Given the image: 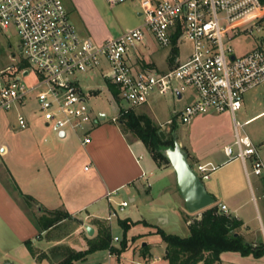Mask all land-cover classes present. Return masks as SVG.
I'll use <instances>...</instances> for the list:
<instances>
[{
    "label": "built area",
    "instance_id": "built-area-1",
    "mask_svg": "<svg viewBox=\"0 0 264 264\" xmlns=\"http://www.w3.org/2000/svg\"><path fill=\"white\" fill-rule=\"evenodd\" d=\"M141 4L142 25L97 43L79 34L64 0H0V30L16 29L20 50L28 62V68L19 70L20 75L32 70L38 76L37 83L31 85L20 76L0 82V113L35 94L47 127L59 134L81 130L83 143H89L91 125L98 119L87 104L90 93L80 84V75L95 73L105 59L107 76L118 89V98L128 104L125 108L145 104L154 90L179 98L191 95L192 90L195 98L175 111L183 123L207 112L230 113L236 132L225 153L229 160L241 159L246 166L251 159L252 172L264 175L258 147L249 135L240 133L243 124L236 120L245 93L264 83V1L142 0ZM249 15L254 18L243 25L242 20ZM148 35L161 47L171 49H179L186 38L192 43L191 52L181 60L178 50L174 66L167 70L142 66L137 56L145 58L141 47H148ZM244 35L252 36L255 44L238 54L232 41ZM17 120L21 128L28 126L24 114L19 113ZM214 168L199 163L194 170L204 181ZM116 193H108V199L112 201ZM129 205L127 199L116 202L106 220L111 223ZM220 210L228 211L227 205L221 204ZM113 240L120 238L114 236Z\"/></svg>",
    "mask_w": 264,
    "mask_h": 264
},
{
    "label": "crops",
    "instance_id": "crops-1",
    "mask_svg": "<svg viewBox=\"0 0 264 264\" xmlns=\"http://www.w3.org/2000/svg\"><path fill=\"white\" fill-rule=\"evenodd\" d=\"M70 1L76 8L74 1ZM90 32L87 29V31L79 34L87 37L90 36ZM110 37L113 36L98 34L93 39L97 43H103ZM169 53L165 57L167 64L164 69L159 68L154 60H146V58L138 56L137 60L142 66L167 70L172 67L169 61ZM142 54L146 57L145 52L142 51ZM151 54L153 52L148 55ZM108 73L109 64L105 59H102L100 67L96 69L94 74L96 76L102 75L110 88L111 82L107 76ZM194 98V91L191 90L190 100ZM148 101L145 104H148ZM15 108H17V116L19 113L26 116L28 126L21 128L15 115H9L6 112L0 114V170L8 176H14V178L17 177L16 175L26 177V187L31 190L29 188L27 190L22 189L25 192L29 191L35 197V202L30 205L21 195H17L20 204H18V208L26 220V227L28 226L26 230L22 231L23 243L27 239H32L34 246L40 251H48L59 244H66L77 250L86 249V238L89 235L85 224H90L95 229L94 234L96 235L99 228L97 220H105L109 223L106 217L110 208L116 202L121 201L119 194L112 196L113 202L110 201L108 193L119 192L127 185L138 188V183L148 179L147 171L153 173L154 170L159 169L166 173L170 176L171 191H175L177 195L180 193L173 167L158 166L154 159H150L145 164L143 150L147 148L146 145L137 137L130 139L129 134L125 135L119 122L114 119L116 116L108 120L105 115V118L100 117L95 121L91 125L89 133L91 140L84 144L85 135L82 133L70 131L61 136L47 127L41 116V111H39L40 107L35 94H31L26 101ZM262 114H264V109L240 124H243L244 127ZM207 117H210L209 120L215 124L208 132H201V125L199 124H202L200 123L201 120ZM230 119L234 122L232 130ZM222 124H227V126H222ZM235 132L236 124L230 113L209 112V115L201 116L197 118V121L195 120L191 141H180V143L188 152L190 163H209L215 167L211 170L209 178L204 180L207 190L215 199L213 205L220 207L221 204H226L228 207L227 214L242 221L238 232L244 236L248 243L260 245L264 243V176L252 172L251 159H249L247 166L241 159L229 160L225 153V147L234 143ZM249 137L258 147L259 156L264 163V136L253 135L252 137L249 135ZM86 165H90L89 169H85ZM19 186L22 187L23 182ZM149 186L152 187V185ZM0 188V192H3V187ZM180 200L186 207L183 196ZM130 201H136V198L130 196ZM259 201H262L261 205ZM54 209L71 213L74 217L71 220L77 222L75 229L61 234L54 233L53 231L60 224L69 220L65 219L54 227L42 231L37 213H48ZM187 212L181 213V215L189 228V221L186 220V217L191 219V213ZM120 218L132 221L144 219L146 223L137 224H143V230L138 232L143 237L155 234L154 231L157 227L164 229L146 218H139L138 220L129 216ZM79 219L83 220L84 224ZM31 220H34L40 228L36 229ZM117 223L120 224L118 221ZM109 224L112 225L111 229L113 230V221ZM74 234L77 235L74 236ZM159 238L160 241L156 240L155 244L164 246L165 256L167 245L161 237ZM146 244L142 241L143 247ZM152 254V247H150L148 250H144L142 255L138 253V256L148 260ZM228 254L229 252L222 254L221 264H237L239 259L228 257ZM30 256L37 261L31 253ZM109 256H111L110 253ZM224 257H227V260ZM86 262L88 261L85 260L76 264H90ZM50 264H52L51 261Z\"/></svg>",
    "mask_w": 264,
    "mask_h": 264
},
{
    "label": "rangeland",
    "instance_id": "rangeland-1",
    "mask_svg": "<svg viewBox=\"0 0 264 264\" xmlns=\"http://www.w3.org/2000/svg\"><path fill=\"white\" fill-rule=\"evenodd\" d=\"M64 1L69 11L70 19L75 25L77 31L82 34L83 31H87V29L90 30L91 32L89 35L92 39L98 34L102 36H119L124 32L139 27L145 20V17L139 14L142 11V0H125L119 3H109L106 0H73L76 4V8H74L70 0ZM253 18L254 15L245 17L242 20V24L244 25L247 22H250ZM254 44L255 39L252 36L246 35L239 36L232 41V45L238 54L248 52L254 47ZM179 46V57L183 60L190 54L192 43L185 38L183 43ZM141 49L146 53V60H154L161 69L166 67L167 61L165 57L171 51V48L161 47L152 36L148 35V47H141ZM151 52H153V54L148 55ZM22 60L23 53L20 50V38L16 29L11 26L7 30H0L1 83L6 82L13 76H20L22 82L28 83L29 85L37 83L38 76L35 71L31 70L26 76L20 75L19 66ZM80 77V84L85 87L84 89L86 92L88 91L90 93L87 99V104L92 110L95 118L100 119L101 114H105L106 118L111 120L114 116H119V112L122 108L128 106L125 101L114 96L113 92L107 85V81L102 75L96 76L94 73H89L82 74ZM148 99V104L138 106L135 110L137 112H145L149 114L154 122L161 126V130L166 133L168 138L173 137L174 139V134H177L179 142L191 141V133L195 127V120L197 121V118L201 116L209 115V112L200 114L196 116L193 121L188 123H183L177 118L175 111L182 109L185 104L190 101L191 95L189 94H186L185 97L181 99L171 92L154 90L150 93ZM263 109L264 83H261L245 93L243 106L242 109L237 112L236 120L238 123H242L247 118ZM16 110L17 108L14 107L5 112L9 115H15L17 119ZM209 118L210 117H207L206 119L201 120L202 122L200 123L202 124H199L201 125V132H208V130L212 129L213 124H215L209 120ZM170 120H172L173 123L169 122ZM230 120L232 130L234 122L232 119ZM224 125L227 126V124H222V126ZM173 127H175L174 131L171 130ZM239 130L241 134L246 132L252 137L253 135L264 136V114L254 118L251 123L246 124L244 127H239ZM81 133L82 131L79 130L78 134ZM129 138L132 139L135 138V136L129 133ZM167 147H164L162 150ZM143 153L145 155V164L150 159H154L148 148H144ZM163 165L171 166V163H164ZM191 165L194 169H197V164L191 162ZM16 176L17 177L15 178L14 176H8L4 171L0 170V187L2 186L4 189L3 192H0V264H50V261L47 258L42 260L36 259L37 261L33 260L28 248L22 241L24 236L22 231L24 229L26 230L28 226L26 227V220L23 218L21 215L22 212L18 208L19 196L17 195H21L23 199H25L24 195H32L29 191H24L29 188L26 187V177H23L22 175ZM147 177V180L138 183V188H136V186L127 185L116 193V195L119 194V196H121L120 200L125 198L130 201V196L136 198V201H130V205L127 206L124 211L119 212V219L115 218L113 220V237L118 236L120 240H113L112 243L120 248L123 238H127L128 243L126 249L120 254L114 253L111 256H109V249L96 250L92 255L88 256V262L86 263L168 264V261L164 256V246L155 244L156 240L160 241V236L158 234H150L147 237L139 235L138 232L142 231L144 227L143 224H137L143 222L146 223L144 219L139 220L138 223L132 225V230L130 228L126 233L123 227L117 223V221L119 222L121 220L120 217L123 216H129L136 220L139 218H146L150 222L163 227L168 233L178 234L180 236H187L189 234V228L181 215V213H188V209L183 206L184 203L180 200L182 199V195H180V193L177 195L175 194V191H171L172 186L170 184V176L157 169L154 170L153 173L147 171ZM21 182H23V186L25 187L19 186ZM149 185H152V187ZM259 204L261 205L262 201H259ZM202 212L203 211L189 213H191V218H195L200 217ZM225 212L227 213V211ZM41 214L42 213H37V216ZM29 218L32 219L31 217ZM31 222L36 229L40 228L34 220H31ZM109 225L112 228V225ZM76 226L77 222L69 219L66 223L60 224L53 232L56 234H61L63 232L66 233L75 229ZM84 233H86V231H84ZM75 235L77 234H74V236ZM94 236L95 234L90 237ZM132 238H134V240H132ZM142 241L147 243L146 245H148V249L152 247L153 254L148 260L138 256V253L142 255L144 250H148L142 246ZM228 257H233V259L237 258V260L239 259L237 264H264V257L256 258L253 255L242 256L234 252H229ZM119 258H121V260H119ZM224 259L227 260V257H224ZM153 260L156 261L153 262Z\"/></svg>",
    "mask_w": 264,
    "mask_h": 264
},
{
    "label": "trees",
    "instance_id": "trees-1",
    "mask_svg": "<svg viewBox=\"0 0 264 264\" xmlns=\"http://www.w3.org/2000/svg\"><path fill=\"white\" fill-rule=\"evenodd\" d=\"M264 1V0H263ZM178 48L173 46L170 51L169 61L174 66ZM28 68V62L23 58L19 70ZM114 96L118 98V89L112 83L109 84ZM125 135L133 134L142 140L152 157L158 164L163 166L169 163V159L164 155L162 149L174 145V139L162 137L161 126L157 125L151 116L145 112H137L135 108H122L116 119ZM173 123V122H172ZM175 130V127L171 129ZM26 201L32 205L35 202L33 196L24 195ZM200 217L188 218L189 234L180 236L168 233L164 229L157 227L154 231L166 243L165 258L168 264H221L222 254L228 252L238 253L242 256L253 255L256 258L264 256V243L253 245L248 243L244 236L238 232L242 221L236 217L220 210L217 205H212L202 210ZM73 215L67 211L54 209L48 213L38 216L41 230H48L65 219H73ZM139 221L132 222L129 219H121L120 225L125 233L132 225ZM98 232L94 237H87V248L77 250L66 244L53 246L48 251L38 250L32 239L24 241L30 253L37 259L47 258L52 264H76L87 260L88 256L99 249H109L114 253H122L128 243L127 238H123L121 247L113 245V235L111 226L102 220H97ZM148 249V245L144 246Z\"/></svg>",
    "mask_w": 264,
    "mask_h": 264
},
{
    "label": "water",
    "instance_id": "water-1",
    "mask_svg": "<svg viewBox=\"0 0 264 264\" xmlns=\"http://www.w3.org/2000/svg\"><path fill=\"white\" fill-rule=\"evenodd\" d=\"M27 73L28 71H26L25 74ZM17 80H20V77H18ZM101 118H105V114H101ZM160 134L163 138L166 137L164 131L161 130ZM60 135L64 136L65 133H60ZM162 151L169 159L171 166L176 173L178 187L185 200L188 211L198 212L212 206L215 199L207 190L204 181L191 165L188 152L179 142L177 134H174V145L167 147ZM79 220L84 224L83 220ZM85 228L89 236L94 234L95 229L90 224H85Z\"/></svg>",
    "mask_w": 264,
    "mask_h": 264
}]
</instances>
